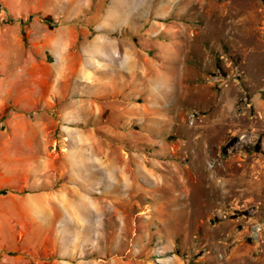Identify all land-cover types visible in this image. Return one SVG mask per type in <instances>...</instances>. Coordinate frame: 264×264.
Masks as SVG:
<instances>
[{
    "label": "rangeland",
    "instance_id": "1",
    "mask_svg": "<svg viewBox=\"0 0 264 264\" xmlns=\"http://www.w3.org/2000/svg\"><path fill=\"white\" fill-rule=\"evenodd\" d=\"M76 3L86 111L50 131L73 214L46 243L36 217H12L8 251L37 261L21 264H264V0Z\"/></svg>",
    "mask_w": 264,
    "mask_h": 264
},
{
    "label": "crops",
    "instance_id": "2",
    "mask_svg": "<svg viewBox=\"0 0 264 264\" xmlns=\"http://www.w3.org/2000/svg\"><path fill=\"white\" fill-rule=\"evenodd\" d=\"M56 2L0 0V264L36 261L15 256L17 247L8 251L12 217L26 227L36 217L46 243L58 237L60 218L73 214L67 196L73 188L68 183L55 187L57 174L68 169L52 157L50 131L59 122L68 128L85 115L86 69L76 72L75 62L83 57L86 63V26L72 20L86 8L76 0H59L63 6L58 7ZM38 15L50 16L54 24L44 27ZM255 98L250 97L252 104ZM28 160H34L30 175ZM23 236L19 232L16 239Z\"/></svg>",
    "mask_w": 264,
    "mask_h": 264
}]
</instances>
